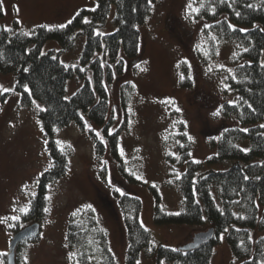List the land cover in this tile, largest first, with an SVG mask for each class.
Segmentation results:
<instances>
[{"label": "trees", "instance_id": "1", "mask_svg": "<svg viewBox=\"0 0 264 264\" xmlns=\"http://www.w3.org/2000/svg\"><path fill=\"white\" fill-rule=\"evenodd\" d=\"M159 1L97 0L94 8L80 10V15H75L73 23L64 29L49 31L38 26L33 30L34 35L26 37L20 35L23 31L21 25L14 21L10 31L3 30L0 35V53H3L0 72L14 76V89L21 95V106H34L35 101L41 108L47 109L38 111L37 121L43 128L52 162L50 170L38 178L35 195L31 196V203L28 204L29 213L14 221V235L23 229V225L44 220L51 188L70 170V153L60 146L57 136L72 125L94 142L98 159L102 160L109 154L126 180L131 184L140 183L125 169L127 164L120 151L122 133L129 126L128 108L135 88L131 83L122 85L125 119L115 131L110 88L124 77L128 62H139L142 55L140 28L148 22ZM203 2L206 7L199 15H194L197 20L211 26L205 28V37L211 42L216 40L240 45L237 55L232 58V71L226 74L225 80V85L229 87L224 93L232 97V101L225 102L221 109L225 118L235 119L239 125L227 128L218 139H213L215 153L206 161L194 163L193 141L185 135V123L175 116L180 112L172 110V116L179 121L177 133L175 127V132L168 133L170 142L167 143L173 150L167 153L166 161L171 167L172 180L182 195L179 215L163 207V198L157 186L151 185L149 189L154 199L156 225L207 226L215 229L216 237L193 251H172L173 248L156 242L151 231L144 226L142 200L115 191L127 235L125 264H137V261L141 264L143 255L152 258L155 264H161V261L164 264H212L221 235L241 264H262L264 261V127H261L264 125V31H261L264 29V5L261 0ZM199 3L200 0H197L194 6L199 7ZM247 4L255 7L248 8ZM236 12L241 15L237 17ZM4 16L3 6L0 20ZM85 19L90 23H84ZM229 24L234 29L229 28ZM108 25H111L112 32H104ZM49 41L58 42L60 49L45 52L44 46ZM80 43L79 61L76 64L64 63L62 57L73 53ZM244 47L249 51L243 52ZM25 68L29 71L25 72ZM185 68L181 87L192 89L193 79ZM233 75L235 79H232ZM72 81L82 85L69 96ZM25 84L31 94L25 92ZM8 97L9 93L0 95V107ZM90 124L103 130L104 142L96 136ZM101 175L106 179V165ZM245 176L249 179H244ZM202 216L207 219H201ZM241 216L246 218L240 219ZM225 228L228 229L226 233ZM67 243L77 253L70 264H119L109 234L93 208L80 209L76 216L70 217ZM25 244L27 242L20 247ZM7 257H3L5 264Z\"/></svg>", "mask_w": 264, "mask_h": 264}, {"label": "rangeland", "instance_id": "2", "mask_svg": "<svg viewBox=\"0 0 264 264\" xmlns=\"http://www.w3.org/2000/svg\"><path fill=\"white\" fill-rule=\"evenodd\" d=\"M96 1L3 0L5 16L0 24L4 30L18 21L24 32L40 25L55 28L73 19L80 10L94 8ZM187 3L188 0L159 1L148 22L140 28L142 55L139 62H128L124 77L110 88L115 131L125 119L122 85H135L128 108L129 126L122 133L120 151L123 150L122 159L127 164L125 169L140 183L131 184L126 180L109 154L102 160L98 159L94 142L77 126L61 131L57 139L60 146L70 153V170L50 190L49 207L40 223L42 231L39 238L18 246L17 264H25L26 258L27 264H70L68 257L73 251L67 243L69 220L73 212L88 208V205L95 209L108 232L118 263L125 264L128 243L124 219L114 196L116 188L120 189L119 193L131 194L142 200V222L160 244L181 249L196 235L210 229L207 226L156 225L154 199L149 189L151 185L159 188L162 205L168 212H181L182 195L172 180L171 167L166 161L167 153L173 150L167 143L170 142L168 133L175 132L174 127L177 133L179 121L172 116V110L180 109V115L175 116L185 123L186 132L192 137L193 158L197 161L204 162L215 153L213 139H218L227 128L239 125L235 119L225 118L221 113L223 104L232 101V97L225 95L224 86L226 74L233 68V53H237L238 48L233 43L211 42L205 37L204 21L197 20L194 14L189 19L185 18ZM112 31L111 25L104 30ZM198 44L208 51L207 57L197 48ZM81 45L62 57V61L76 64ZM53 49L59 50L60 44L49 41L44 46L45 52ZM137 65L147 71H141ZM185 66L193 79L192 89L181 87L180 76L184 75ZM210 67L211 72L208 71ZM0 85L14 89V76L0 72ZM81 85L72 81L69 96ZM7 93L9 97L0 107V217L18 215L21 220L23 213H13L12 209L28 206L31 196L22 191L24 185H28V192L34 193L40 173L52 162L46 138L37 123L39 110L35 105L21 106V95L16 90ZM217 109H220V115L213 116ZM90 127L103 135L101 128L93 124ZM104 165L107 166L106 179L101 175ZM14 221L9 219L12 227L0 223V253L7 256L14 237ZM31 224H25L23 228ZM3 257L0 255V262L5 264ZM141 264L155 262L143 255ZM212 264H241L234 258L225 237L215 247Z\"/></svg>", "mask_w": 264, "mask_h": 264}, {"label": "snow or ice", "instance_id": "3", "mask_svg": "<svg viewBox=\"0 0 264 264\" xmlns=\"http://www.w3.org/2000/svg\"><path fill=\"white\" fill-rule=\"evenodd\" d=\"M149 3H151V0H149ZM196 3H197V0H188V3H187V5H186V9H187V11H186V15H185V18H186V19L191 18V17L193 16V14L199 15L200 12H201V9H204V8L206 7V5H205V3L203 2V0H200L199 7L194 6ZM261 4L264 5V0H261ZM3 6H4V5H3V0H0V10L3 9ZM246 6H247L248 8H254V7H255V5H253V4H247ZM93 11H95V9H93ZM213 11H214V10H213ZM235 14H236L237 17H239V16L241 15L240 12H236ZM76 15L79 16L80 14L77 13ZM73 19H75V17H73ZM73 19H69V20L67 21L66 24H59V25H56L55 28L50 27V26H48V25H40V27L45 28V29H47V30H49V31H53V30H55V29H64V28H66L68 25H70V24L73 23ZM84 23L88 24V23H90V21H88L87 19H85V20H84ZM208 27H211V26H210V25H205V28H208ZM228 27L234 29V26L231 25V24H229ZM5 31H10V30H9V29H5ZM241 31H245V30H244V29H241ZM261 31H264V29H261ZM13 34H15V33H13ZM34 34H35V33H34L33 30H30V31H28V32H23V31H22V32L20 33V35H22V36H26V37H27V36H30V35H34ZM96 34H97V35H100L99 32H97ZM212 39L215 40L216 37L213 36ZM237 47L239 48L240 45H237ZM197 48L200 49V50L202 51V53H203V55H204L205 57H207V56L209 55L208 51H204V50L201 48V46H200L199 44L197 45ZM248 51H249V49H248L247 47H244V48H243V52H248ZM41 55H44V53H41ZM236 55H237V53L234 52V53H233V56H236ZM2 57H3V53H0V58H2ZM145 63H147V62H145ZM137 67L140 68L141 71H147L146 68H142V67H140L139 65H137ZM220 67H223V66L221 65ZM240 67H243V65H240ZM24 71L27 72V71H29V69L25 68ZM208 71L211 72V71H212V68L210 67V68L208 69ZM228 71L231 73L232 70L229 69ZM235 78H236V77L233 75V76H232V79H235ZM184 79H185L184 75H181V76H180V80H184ZM132 87L134 88L135 85H133ZM224 87H225V88H228L229 86H228V85H225ZM23 88H24L25 92H29V94H31V93H30V89H29V87H28L27 84L23 85ZM14 90H15V89L5 88V87H3L2 85H0V95H2L3 93H7V92L14 91ZM33 103L35 104V107H36L39 111H46V110H47V109H45V108H41V106H40L39 104H37L35 101H33ZM161 103H169V101H161ZM249 107H251V105H249ZM175 110H176L177 112L180 111L179 108H176ZM212 115H213V116H218V115H220V109H217L215 112L212 113ZM81 119H83V117H81ZM37 123H39V121H37ZM261 127H264V125H261ZM41 131H43V128H41ZM242 131L247 132L248 129H242ZM185 135L188 136L187 133H185ZM96 136L101 140V142H104V137L101 136V133H100L99 131L96 132ZM164 139L167 140L168 137L165 136ZM188 139H189V141H191V140H192V137H191V136H188ZM69 147H70V146H69ZM181 147H183V145H181ZM241 151L248 152V151H250V150H249V149H241ZM61 152H62V154H63V149H61ZM121 154L123 155V150H121ZM189 155H192V153H189ZM176 158L179 159L178 156H177ZM193 162H194V163H199V161H197V160H194ZM50 167H51V165H50ZM50 167H46V168L43 170V172L40 173V175H43L45 172H48V171L50 170ZM137 178L139 179L140 177H137ZM176 178L179 179V174H177ZM244 179H249V177H248V176H245ZM257 179H259V177H257ZM36 182H37V183L39 182L38 179H37ZM27 190H28V185H24L22 191H25V192H26L28 195H30V196H34V195H35V193L28 192ZM115 190H116L117 192H120V189H119V188H116ZM120 194H121V195H124V193H122V192H121ZM28 203L30 204V203H31V200H29ZM197 203H198V201H197ZM237 203H238V202H237ZM87 207H88L89 209H91V205H88ZM12 211H13V213H16V212L18 211V212H20V213H23L24 215H27V214L29 213V211H30V208H29L27 205H25V206H23V207H20L19 209L13 208ZM45 211L47 212L48 209H45ZM78 211H79V210H77V212H73L72 215H73V216H76V215L78 214ZM176 214L179 215V213H176ZM245 218H246V217H244V216H241V217H240V219H245ZM9 219H11V220H19L20 217H19L18 215H12L10 218H9V217H0V223L8 224L9 227H12V225L9 223ZM201 219L206 220L207 217L202 216ZM224 232H225V233L228 232V229L225 228V229H224ZM219 238L222 240L224 237H223V235H221ZM249 238H251V237H249ZM241 244L243 245V241H241ZM149 251H151V249H149ZM172 251H177V249H172ZM0 255H6V254H4V253H0ZM76 255H77L76 252H70V253H69V257H68L69 260H73V259H75ZM0 264H2V262H0ZM25 264H27V258L25 259ZM77 264H79V262H77ZM137 264H140V262L137 261ZM161 264H164V261H161ZM262 264H264V261H262Z\"/></svg>", "mask_w": 264, "mask_h": 264}, {"label": "water", "instance_id": "4", "mask_svg": "<svg viewBox=\"0 0 264 264\" xmlns=\"http://www.w3.org/2000/svg\"><path fill=\"white\" fill-rule=\"evenodd\" d=\"M3 32V26L0 24V35ZM42 227L40 223L31 224L18 233H16L10 244V254L8 255V264L16 263V250L18 246L25 242L33 241L41 235ZM216 237V232L214 228L209 229L207 232L200 233L196 235L193 241L185 247H182L181 251H193L200 248L203 245L210 243Z\"/></svg>", "mask_w": 264, "mask_h": 264}]
</instances>
